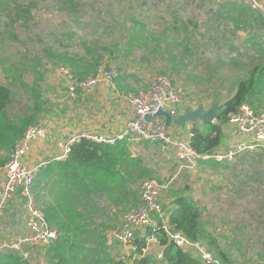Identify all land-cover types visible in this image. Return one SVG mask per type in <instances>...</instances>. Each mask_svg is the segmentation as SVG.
<instances>
[{"label":"rangeland","instance_id":"374dc122","mask_svg":"<svg viewBox=\"0 0 264 264\" xmlns=\"http://www.w3.org/2000/svg\"><path fill=\"white\" fill-rule=\"evenodd\" d=\"M73 1L79 13L62 11L63 5L57 0L1 1L0 81L11 83L14 100L10 107L13 112L24 111L32 104L28 87L33 84L39 85L43 99L48 102L47 107L50 99H55L52 94L60 90L63 79L54 66L59 65V54L87 55L88 51H109L104 52L105 59L100 63L114 68L117 76L123 72L130 76L128 90L122 94L134 93L148 86L154 78L167 76L181 90L178 110L181 112L184 110L182 102L195 108L208 99L210 101L202 105L209 109L213 98L224 101L233 94L236 83L249 75L250 69L259 61V53L264 50V18L258 10L238 0L70 2ZM219 3L224 4L220 9ZM231 6L242 15L238 20L229 14ZM76 19L90 21V24L78 25ZM133 28L142 35L163 37L166 42L155 49L156 54L151 53V47L133 49L128 45ZM110 53L119 57L112 59ZM261 93L264 102V87ZM63 96L65 100L74 101L66 97L65 91ZM263 106L256 111L264 112ZM56 109L48 112L54 113ZM44 119L40 122L45 125ZM179 128L170 125L169 131L182 141L177 132ZM61 138L62 131L56 134V141ZM129 149L133 157H140L141 166L152 171L150 176L131 180L129 189L137 197L136 202L140 201V184L146 178L170 182V188L167 187L159 197L160 205L167 204L176 188L186 186V193L196 196L198 201L206 198L208 193L212 201L204 204L213 207L210 212H202L200 208L201 218L220 239L231 264H264V151L243 153L233 163L204 162L195 172L184 173L181 169L178 174L168 147L140 141ZM200 180L203 185L195 187ZM48 187L32 188L36 207H42ZM94 202L99 212L105 210L103 200L94 199ZM135 204H128L123 213L108 209L107 219L110 220L105 221V233L114 230H107L109 228L117 229L128 211L126 209ZM6 217L8 226L19 228L20 221L16 222L13 215L6 213ZM97 222L102 219L98 218ZM95 240L102 243L98 235ZM105 240H110L106 234ZM112 244L121 245L117 241ZM112 244H105L110 257L115 250H120L110 248ZM118 253L117 257H122L121 252ZM29 258L35 260L33 264H48L46 253L40 250H30Z\"/></svg>","mask_w":264,"mask_h":264},{"label":"trees","instance_id":"16d2710c","mask_svg":"<svg viewBox=\"0 0 264 264\" xmlns=\"http://www.w3.org/2000/svg\"><path fill=\"white\" fill-rule=\"evenodd\" d=\"M70 1L57 0V3L63 5L60 8L62 11L79 13V10L75 9L77 5L74 1L72 3ZM223 5L217 4L219 9ZM228 12L234 20L242 17L233 6L229 8ZM76 22L80 24L81 20L76 19ZM84 24L87 26L90 21L84 22ZM163 42H166L165 38L149 34L142 35L139 31L137 32V28L132 29L128 39L129 47H134L133 49L151 47L153 54L157 53H155V49ZM184 50H187V47ZM104 52L109 51H88L87 55L59 54L57 55L58 64L68 67L73 74L82 79L92 74L96 66L105 59ZM110 54L112 59L119 57L117 54L115 56L114 53ZM39 75L41 76V74ZM129 77L124 72L118 74L115 82L120 93L128 90ZM263 87L264 50L259 53L258 63L250 69L247 77L236 83L233 94L226 98L225 102L219 101L217 98L212 99L211 106L215 103L218 104L214 121L198 120L191 123L189 128L190 145L195 152L203 155L211 154L219 149L229 116L236 112L241 104L247 103L255 111L264 105L263 98L260 97ZM28 88L33 97L32 104L27 106L24 111L13 112L10 107L14 100L11 83L6 84L0 81V168L6 162V153L21 140L27 128L38 124L48 113V102L43 99L39 85L33 84ZM207 161L218 163L214 160ZM141 164L140 157L131 156L126 140H118L114 145L82 140L71 146L67 159L52 162L36 174L33 183L35 190L41 187L45 189L49 186L48 196L41 202V209L46 220L57 228L59 234L57 239L52 241L45 250L48 264L154 263L151 255H145L142 252L145 244L142 236L135 237L133 243L137 256L130 260V258L110 257L106 251V240L103 233L107 227L105 221L109 218L108 209L114 208L123 213L128 204H135L137 197L129 189L131 180L150 176L152 172ZM186 190L187 187L174 189L170 203L161 205L168 225L173 231L182 232L190 240L205 242L208 249L221 262L231 264L232 261L228 253L220 244L218 237L202 221L200 207L192 196L186 193ZM94 199L104 201L106 208L103 212L97 210ZM156 217L158 218V216ZM98 218H101L102 222H97ZM109 220L107 219V223ZM102 230L103 232H101ZM144 233L157 236L163 253L160 264H203L189 252L176 246L163 229L148 226ZM97 235L102 239L101 244L95 240ZM0 264L33 263L22 258L16 252L6 251L0 254Z\"/></svg>","mask_w":264,"mask_h":264},{"label":"built area","instance_id":"2783aa9c","mask_svg":"<svg viewBox=\"0 0 264 264\" xmlns=\"http://www.w3.org/2000/svg\"><path fill=\"white\" fill-rule=\"evenodd\" d=\"M238 1L249 4L264 18V0ZM55 67H57L55 71L63 76L61 85L67 98L74 100L80 94H93L95 89L102 85L129 104L131 118L113 135L83 129L64 130L57 150L42 153L40 156L35 155L33 145L45 143L47 127L40 122L27 128L21 140L7 154L5 164L0 168V254L6 251L16 252L33 263L35 260L29 258L30 250L45 253L48 245L57 239L59 235L57 228L46 220L43 210L34 203L32 194L34 178L48 164L67 159L71 146L82 140L108 145H114L118 140H126L129 146L140 141L159 143L170 148L179 161L180 168L190 173L196 171L200 161L232 163L243 153L264 151V112L255 111L247 103L241 104L238 110L229 116L227 122L233 130L235 140L227 147L220 146L213 153L202 155L191 147V134L182 137V141L178 137H173L169 126L165 125L164 118L155 115L159 108L169 112L172 117L178 114L181 90L175 87L167 76L154 78L148 86L134 93L121 94L115 82L116 70L104 63L98 64L92 74L82 79L66 66ZM146 115H150L147 120ZM167 187L168 183H161L155 178L144 179L140 184L139 203L126 211L117 229L109 228L107 230H114L106 233L104 230V235L110 239L108 243L117 241L122 247H127L125 250L128 253L122 258L132 260L137 256L134 239L136 236H142L145 242L143 254L154 255V263L161 262L163 253L157 236L144 233L149 226L163 229L176 246L189 252L203 264H225L208 249L205 242L190 240L182 232L170 228L159 204V197ZM6 213L13 215L16 222L20 221L19 228L7 225ZM153 247L158 249L152 252Z\"/></svg>","mask_w":264,"mask_h":264},{"label":"crops","instance_id":"0c3cea01","mask_svg":"<svg viewBox=\"0 0 264 264\" xmlns=\"http://www.w3.org/2000/svg\"><path fill=\"white\" fill-rule=\"evenodd\" d=\"M78 25L83 26L85 24L83 21H81V23ZM48 77H50V75ZM59 89H60L59 91L57 90L56 93L52 94V97H54L55 99L54 100L50 99L51 102L48 105L49 112H51L53 109H56L55 107H57V109L54 113L48 112V114L45 115V119H44V123L48 130L47 139L45 143L33 145L36 156H40L42 153L45 152L57 150L61 140L56 141V134L57 133L60 134L61 131L63 132L64 130L67 129H73V130L83 129L90 132H106L107 134L113 135L119 132L121 128L124 126V124L131 118L129 104L121 96L119 97L115 96V94L112 91L108 90V88L105 86L99 85V87L95 89L94 93L90 95L80 94L78 95V98L74 99V101L72 102L64 99L63 96L64 87H62V85H59ZM209 101L210 100L207 99L205 102L201 101L200 103L206 104V102ZM182 104L184 107L187 106L184 104V102H182ZM203 108L205 109V107ZM181 112L178 111V113ZM190 125L191 124H186L184 127L179 128L177 132L182 137L188 136L190 134L189 131ZM234 140H235V136L232 128L226 125L224 127V138L221 147L223 148L227 147ZM46 142H48V144ZM150 144H156V143H150ZM169 150L172 153V157L174 158V163L172 164H176L177 166L175 167L176 172L178 170V174H181L180 163L178 160H176L172 150L170 148ZM204 162L207 163L208 161L207 160L200 161L199 164H202ZM182 171L184 173H187L184 169ZM202 185H203V180H200L195 184V187L200 188ZM169 188H170V182L168 183V189ZM192 198L202 209V212L203 211L210 212L212 210L213 205L204 204V202L209 203L212 201V197L208 193H207V197L204 198L203 200L198 201V198L196 196H193ZM171 200L172 197L167 199L166 203L167 204L170 203ZM209 230L211 231V229ZM106 242L107 244H109L108 241H105V244ZM219 242L221 244L220 239ZM111 247L112 249L113 248L120 249L119 251L121 252V256H123L125 253H128V251L125 250L127 247H122L121 245L115 246L113 244L110 245V248ZM157 249H158L157 247H153L151 251L155 252ZM119 251L115 250L114 254L112 253L113 254L112 257L118 258L117 256L119 255L118 253ZM151 256L153 257L154 255ZM155 264H160V262L155 261Z\"/></svg>","mask_w":264,"mask_h":264},{"label":"water","instance_id":"95a60500","mask_svg":"<svg viewBox=\"0 0 264 264\" xmlns=\"http://www.w3.org/2000/svg\"><path fill=\"white\" fill-rule=\"evenodd\" d=\"M217 108V103L213 104L209 109H204L202 104L197 105L195 108H191L187 105L184 107V110L181 113H178L175 117H172L166 110L159 108L155 115L162 116L166 126L173 125L184 127L186 124H191L198 120L213 122ZM149 117L150 115H146L145 119L147 120Z\"/></svg>","mask_w":264,"mask_h":264}]
</instances>
